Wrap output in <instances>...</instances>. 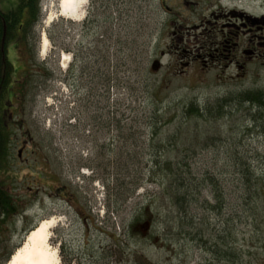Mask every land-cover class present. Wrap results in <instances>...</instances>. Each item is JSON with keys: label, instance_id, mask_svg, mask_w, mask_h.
Listing matches in <instances>:
<instances>
[{"label": "rangeland", "instance_id": "obj_1", "mask_svg": "<svg viewBox=\"0 0 264 264\" xmlns=\"http://www.w3.org/2000/svg\"><path fill=\"white\" fill-rule=\"evenodd\" d=\"M174 1L87 0L85 18L77 22L62 17L60 0H41L31 51L21 39L9 43L12 90L17 82L25 84L27 74L33 79H28L29 97L12 99L13 117L5 116L11 141L1 182L19 211L0 223V264H9L32 229L49 218L58 222L51 246L62 264H225L208 253V245L183 231L176 234L180 229L168 231L178 225V209L170 202V190L164 191L167 170L150 178L155 160L179 164L184 173L187 164L197 184L208 176L216 179L223 213L203 206L216 201L210 184H202L190 209L196 228L211 240L226 220L243 218L236 234L247 253L239 261L264 264V196L255 193L262 182L249 190L239 174L249 163L264 180V122L254 129L251 116L238 107L227 120L192 128L188 135L183 133L187 127L180 132L175 125L191 102L202 105L244 90H264V66L251 65L238 79H229L234 71L206 70L197 61L181 68L171 22L179 21L185 32L199 25L196 19L208 15L212 2ZM234 4L264 13V0ZM165 6L178 15L169 16ZM220 6H230V0ZM16 7L17 0H0L2 12ZM44 35L49 48L43 55ZM32 57L45 66H28ZM154 61L160 63L155 72ZM7 104L3 108L11 109ZM155 111L164 118L157 129ZM59 187L73 197H52ZM195 188H187L193 197ZM151 205L154 223L146 227L144 217L132 231V222ZM166 216L172 221L167 226Z\"/></svg>", "mask_w": 264, "mask_h": 264}, {"label": "trees", "instance_id": "obj_2", "mask_svg": "<svg viewBox=\"0 0 264 264\" xmlns=\"http://www.w3.org/2000/svg\"><path fill=\"white\" fill-rule=\"evenodd\" d=\"M41 0H17V7L13 8L7 12L0 11V223L6 221L8 218L14 216L19 209L14 203V198L11 196V193L6 189V187L1 182V175L5 166H7L9 159V145H10V130L11 127L7 124L6 121V112L5 104L12 99H15L18 102L26 100L29 97V86L28 79H33L30 75H26L25 84L23 82H17L16 91L12 90V87L15 82L12 81V74H14V66L8 58V45L15 39H21L22 42L26 44V49L31 51V36L33 28L36 27L41 21ZM48 39L52 40L51 33L48 30L47 33ZM28 50V51H29ZM29 51V52H30ZM38 64V66H37ZM28 66H36L42 68L44 63H38L35 57L30 58L27 61ZM40 66V67H39ZM40 70V69H39ZM48 78L51 76V73L44 69ZM246 110L248 115L251 116V123L254 126V129H261L264 122V90L263 89H251L240 91L235 94H229L227 96L219 97L212 101H207L204 104H199L194 101L185 106V109L182 114V118L178 125V130L183 132L184 127L188 129L183 132L188 135L192 133V128H199L201 125H211L215 122H220L227 120L229 118V113L232 109ZM158 113L154 112V121L153 127L157 129L160 121L164 119L163 116L157 115ZM174 118L170 119L168 123H172ZM24 121L22 120L21 124ZM167 123V124H168ZM20 124V123H19ZM240 127H242L240 125ZM156 136L157 131L153 132ZM187 173H184L181 165H173L172 162H163L155 160L153 166L151 167V179L154 180L155 176L160 172L167 170V177L169 178L167 186H165L164 191H169L170 202L173 207L178 209V225H172L169 232L172 234L180 229L176 234H182L183 232L187 233L193 240H198L201 243H204L209 250L208 253L213 257L216 256L218 262L224 261L225 264H242L239 261L243 255H246L247 251L244 247H239L236 229L237 224L243 218H238V220H226L224 228L216 234V237L211 238V240H206L202 229L196 228V223L190 215V209L192 207V202L198 200L201 196V193L197 191L199 186L205 187L207 184H210L213 190L214 199L216 204H210L209 201H204L203 206L210 209L211 212L221 215L224 210V201L223 196L217 191L218 184L216 179L211 176L205 178V180L197 183H194L195 179H192L190 176V168L185 164ZM240 182L243 186L247 185L248 189L261 186L260 189H256L255 193L258 192V196H264V180L261 176H257L256 171L252 168L251 164H242L240 167ZM183 173V175H182ZM195 185L194 197L188 191L187 188ZM129 191V190H128ZM135 191V189H134ZM133 191V192H134ZM260 192V193H259ZM193 198V199H192ZM195 198V199H194ZM255 199L251 197L250 200ZM256 200V199H255ZM254 201V200H253ZM257 212L256 208H253L252 211ZM254 211V212H255ZM251 214L254 216V213ZM258 213V212H257ZM152 205L147 206L141 210V213L135 218L130 226L132 231L136 230V224L141 221L144 217H148L147 221L145 220V226L149 227L152 216ZM250 216V215H249ZM264 215H262L263 217ZM251 218V217H250ZM155 221V220H154ZM164 224L167 226L172 223L171 217L166 216L164 218ZM193 233L190 234L188 230ZM183 231V232H181ZM229 236H234V239H228Z\"/></svg>", "mask_w": 264, "mask_h": 264}, {"label": "flooded vegetation", "instance_id": "obj_3", "mask_svg": "<svg viewBox=\"0 0 264 264\" xmlns=\"http://www.w3.org/2000/svg\"><path fill=\"white\" fill-rule=\"evenodd\" d=\"M175 1L180 2V5L192 3L189 0ZM209 1L212 2L210 12L196 19L199 25L194 23L191 28L185 27L186 31L183 32L182 26L176 24L179 21L171 22L175 29L172 36L176 39L173 50L180 58L179 66H190L197 61L206 70L220 69L222 74L234 71L235 74H230L229 79L243 78L251 65L264 66V13H254L240 4H234L238 0H230V6L227 7L220 6L222 0ZM165 7L169 16L178 15ZM6 106L11 107L5 112L12 119V100ZM52 197L69 200L73 196L66 187H59L54 190Z\"/></svg>", "mask_w": 264, "mask_h": 264}, {"label": "bare ground", "instance_id": "obj_4", "mask_svg": "<svg viewBox=\"0 0 264 264\" xmlns=\"http://www.w3.org/2000/svg\"><path fill=\"white\" fill-rule=\"evenodd\" d=\"M87 0H60L59 8L64 18L81 21L85 18ZM49 48V41L42 38L41 53ZM56 218L45 219L32 230L23 245L14 254L9 264H62L56 247L51 246L52 230L57 226Z\"/></svg>", "mask_w": 264, "mask_h": 264}, {"label": "water", "instance_id": "obj_5", "mask_svg": "<svg viewBox=\"0 0 264 264\" xmlns=\"http://www.w3.org/2000/svg\"><path fill=\"white\" fill-rule=\"evenodd\" d=\"M160 68V63L155 61L153 66H152V71H157Z\"/></svg>", "mask_w": 264, "mask_h": 264}]
</instances>
